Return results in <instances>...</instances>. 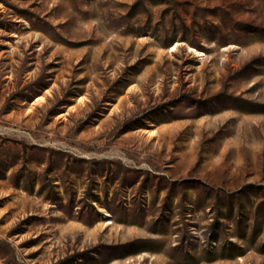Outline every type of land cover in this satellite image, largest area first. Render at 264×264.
<instances>
[{
    "label": "rangeland",
    "instance_id": "374dc122",
    "mask_svg": "<svg viewBox=\"0 0 264 264\" xmlns=\"http://www.w3.org/2000/svg\"><path fill=\"white\" fill-rule=\"evenodd\" d=\"M0 264H264V0H0Z\"/></svg>",
    "mask_w": 264,
    "mask_h": 264
}]
</instances>
